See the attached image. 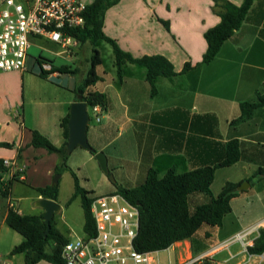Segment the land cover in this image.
I'll use <instances>...</instances> for the list:
<instances>
[{
	"label": "crops",
	"instance_id": "crops-1",
	"mask_svg": "<svg viewBox=\"0 0 264 264\" xmlns=\"http://www.w3.org/2000/svg\"><path fill=\"white\" fill-rule=\"evenodd\" d=\"M227 1L236 6L242 3V0ZM161 21L168 23L169 30ZM219 21L213 0H120L105 11L104 35L135 59L159 54L173 65L177 75L157 79L155 94L151 95L145 70L133 64H126L122 81H116L112 55V69L105 68L101 58V65L96 67L100 80L86 90L103 93L108 98L106 108L102 110L98 106L99 113H96L102 114L105 122L99 119L101 124L93 131L87 127V138L96 152L106 155L108 173L117 178L113 185L135 188L143 183L150 168L161 177L170 169L183 174L200 167L215 166L223 159L227 142L237 140L241 143L242 160L230 167L216 168L210 186L212 195L217 197L225 184L239 185L237 196L229 201L230 212L223 216L219 228L202 232L198 237L201 244L187 239L164 250L175 249L177 264L198 256L207 259L208 264H230L241 255L236 264L261 262L254 260L260 255L249 257L246 252L253 245L257 231L240 245V249L230 250L227 241L246 230L264 226V214L248 215L243 220L232 217L242 194L253 192L255 188L253 183L246 189H239L240 185L252 177V182H258L257 170L264 168V107L256 109L250 119L234 122L240 117L241 103L255 102L258 94L264 95V0H253L241 27L222 44L210 63H201L207 47L203 33ZM87 43L80 45L74 56H65L62 60L78 58ZM92 49L91 46L90 52ZM29 51L25 71L0 73V160L11 163L1 180L15 177L8 195L0 196V243L8 238L11 240L8 249L14 264L16 258L11 251L24 238L18 233L21 238L11 236L9 231L13 230L5 223L7 210L12 207L22 216H43L44 211L37 203L45 198L37 194L36 189L54 184L52 175L60 161L58 154L33 147L32 132L37 131L56 148L64 145L66 139L60 123L69 117V106L77 99L75 94L87 75L91 55L89 52L86 58L88 69L76 79L74 75L79 73L78 68L59 69L40 54L32 57ZM52 55L63 56L57 55V51ZM75 62L82 64L78 59ZM185 63L192 68L183 74L181 70ZM44 65H50L51 70L44 71L45 76L40 77ZM24 82L28 91V86L33 91L34 84H46L49 93L54 86L62 91V96L40 100L25 97ZM46 105H58L61 110L54 109L46 115L41 113ZM116 143L119 148L115 147ZM92 156L90 154L85 161L92 162ZM91 166L96 168L99 164L91 163ZM234 168L240 169L237 177L232 171ZM217 177L222 178L218 184ZM94 188L83 189L98 196ZM106 190L111 194L115 187ZM76 198L80 203L79 197ZM208 201L202 193L192 194L187 199L190 211ZM55 202L59 210L52 218L53 224L69 240L73 229L58 219L61 207L58 199ZM49 249L47 246L46 250ZM16 255H23L25 264V254ZM216 256L220 258L215 259ZM6 262L0 255V264ZM37 264L51 263L40 260Z\"/></svg>",
	"mask_w": 264,
	"mask_h": 264
},
{
	"label": "trees",
	"instance_id": "trees-1",
	"mask_svg": "<svg viewBox=\"0 0 264 264\" xmlns=\"http://www.w3.org/2000/svg\"><path fill=\"white\" fill-rule=\"evenodd\" d=\"M120 0H93L85 8V25L78 29L73 35L80 41L81 45L88 42L93 49L88 60L89 69L79 88L83 97L82 101L91 108L100 106L104 110L108 104V98L105 94L99 92H86L87 88L96 84L100 78L96 73V67L101 65L102 59L100 52L95 48L99 41L106 42L112 48L114 66L116 68V81L120 83L125 75L124 67L126 64H133L145 70V80L151 87V95L155 94V81L160 78H172L176 76L173 65L164 57L158 55L143 56L135 59L130 53L125 52L109 37L104 35L103 20L105 11L116 5ZM217 8V15L220 18L219 23L203 33L206 41V51L201 58V63H210L217 56L222 44L229 39L241 27V24L250 10L253 0H242L240 6L234 5L227 0H213ZM167 30L169 25L161 21ZM189 63H185L181 73L185 74L191 69ZM66 70V68H63ZM45 76L42 70L39 74ZM264 107V95H257L255 102H243L240 104V117L234 122L250 119L254 111ZM68 117L60 123L66 142L60 148H56L49 140L41 136L37 131L32 132V145L36 148H42L49 153L59 155V164L54 170L61 173L68 170L74 183V193L69 201L79 197L83 211V233L94 234V223L90 212V205L94 199L93 192L86 191L80 186L79 180L73 170L65 165V152L67 144ZM225 153L222 160L215 166L200 167L183 174L170 169L161 177L154 168H150L145 175L142 184L135 188L123 187L114 184L115 191L124 196L131 204L138 208L139 221L138 233L134 241V250L137 252H158L167 249L175 242H181L192 239L199 228L209 227L210 229L220 227L223 216L230 212L229 201L237 196L236 188L238 184H225L220 194L214 197L210 186L215 176V170L218 167H230L236 162L242 160L243 152L241 143L237 140L227 142ZM6 167L0 160V196L8 195L10 186L15 177L1 180ZM264 172V168H259L257 174ZM40 196L53 201L57 200L59 194L58 183L36 189ZM196 193H202L209 198L207 204L197 205L193 211L189 210L187 203L188 196ZM42 216L19 215L14 208H8L5 216L6 225L14 232L20 234L24 240L15 246L11 255L20 253L25 254V264H37L40 260H45L51 264H64L61 259L62 246L68 242L62 236L50 221V229L47 236L43 233L46 229L41 221ZM209 236V234H206ZM47 246L50 249L47 251ZM248 255L259 256L264 253V227L257 230V237L253 245L246 249ZM38 255L37 259H33Z\"/></svg>",
	"mask_w": 264,
	"mask_h": 264
},
{
	"label": "built area",
	"instance_id": "built-area-1",
	"mask_svg": "<svg viewBox=\"0 0 264 264\" xmlns=\"http://www.w3.org/2000/svg\"><path fill=\"white\" fill-rule=\"evenodd\" d=\"M86 5L82 0H0V73L25 71L28 51L38 39L58 47L57 55L74 56L81 43L72 32L84 27ZM42 70L49 72L51 67L44 65ZM91 110L99 113L98 106ZM2 162L6 168L11 164L8 160ZM90 212L95 232L83 238L75 236L62 246L64 264H160V251L134 250L139 211L124 196H95ZM256 231L246 230L235 240L244 245L243 238ZM203 258L198 256L183 264H196ZM259 258L264 261V253Z\"/></svg>",
	"mask_w": 264,
	"mask_h": 264
},
{
	"label": "rangeland",
	"instance_id": "rangeland-1",
	"mask_svg": "<svg viewBox=\"0 0 264 264\" xmlns=\"http://www.w3.org/2000/svg\"><path fill=\"white\" fill-rule=\"evenodd\" d=\"M84 3H91V0H82ZM90 44H86L84 46L83 52L78 56V58H72L70 60H62V57H65L64 55L61 57H55L52 55V53H55L56 51H59V48L54 46L53 44L45 41H41L40 39L34 40L32 49L29 51L30 55L32 57H38L40 56L47 61L52 62L54 67H59L61 68H68L75 70V68H78V74L74 75L76 79H78L79 76L83 75L85 71L88 69L86 63V58L87 55L89 56L90 52ZM42 48V49H40ZM95 48L100 52L101 58L103 59L104 67L105 68H111L112 69V49L109 44L99 41ZM90 52V53H89ZM78 59L81 61V65H79V62H75V60ZM66 66V67H65ZM80 67V68H79ZM87 68V69H86ZM43 77V76H40ZM41 81V80H40ZM55 82V81H53ZM44 83V82H42ZM27 84L24 82V88H25V97H34V100H40V99H45L48 96H53L54 95L61 97L62 96V91L59 89H56L54 86H51L53 89L51 93H49V90H47L48 85H39V83H36L33 85V91L31 90V87H29V91L27 89ZM60 93V94H59ZM78 95V93H77ZM75 94V96H77ZM30 99V98H29ZM59 111L61 110L60 106L55 105V106H43L41 113H45L46 115L49 114L50 112H53V110ZM88 115L90 122L88 124L89 130L93 131L96 128L99 127L101 124L100 122L97 121V117H99L100 121L102 123L105 122L103 119V115H97L95 112H92L91 109L88 110ZM116 148H119V144H115ZM109 151V150H108ZM90 154L86 152L84 149H81L80 147H76L67 157L65 161V165L69 167V169H73V172L76 174L80 186L83 188L89 189L95 186L94 193L97 195H103V194H108L107 188H113L112 181L109 180L107 175L102 173V170L100 166H97L96 168L91 166V163H97L96 159L93 158L92 162H87L85 161L86 157H89ZM93 157V156H92ZM59 164V163H58ZM57 164V165H58ZM233 173H236V177L239 176V168H234L232 170ZM111 175L113 178L116 180V175L114 176L112 173ZM54 177H57L58 180V188H59V194L57 195L58 202L61 207V212L59 214V220L64 223L65 221L67 223L66 227H70L73 229V233L71 232V239H74L75 236L84 237L83 233V211L82 208L80 207V203L78 198L73 199L72 201H69L71 195H73L74 187H73V179L68 172V170H63L61 173L54 172L52 175V182ZM255 177H259L257 180L258 182H252L254 180V177L249 178L248 181H245L244 183L248 182L253 183L255 188L252 190L253 192H246L243 193L244 195L241 200L238 201V207H235L232 213V217L237 220H243L244 218L248 217V215L252 214H264V173L261 174H256ZM222 179V178H220ZM218 177L216 179V184L220 183V180ZM98 186V188H96ZM14 204H16L14 202ZM192 208V205H191ZM251 212V214L248 213ZM245 212V213H244ZM73 221V223L71 222ZM69 223V224H68ZM264 227V226H262ZM209 227H202L201 229L196 231L194 237L192 238L193 241L195 242L194 244H201L200 240L198 237L201 236L203 231H206ZM219 228V227H217ZM11 236H17V233H14L13 231H9ZM75 233V235H73ZM253 237V236H252ZM21 238V237H19ZM250 237L245 236L243 238L244 242L246 243V240H249ZM204 241V240H203ZM197 242V243H196ZM229 243V248L230 250H235V249H240L241 248V243L239 240H235V237H232L227 241ZM11 245V240L6 239L3 242L0 243V255L3 257V259H6V261L10 264L13 263L11 261V256H10V250L8 249ZM7 252V253H5ZM176 251L175 249H169L168 251H160L158 252L157 256L160 261V264H177L176 262ZM242 256V255H241ZM241 256H238L237 258L235 257L232 261H230V264H236L238 260L241 258ZM246 257V254H244ZM16 258L15 264H24L23 262V255H14ZM220 256H216L215 259H219ZM255 262L259 260L261 261L260 258H254ZM199 263V262H198ZM14 264V263H13ZM197 264V263H196ZM199 264H208L207 259H202ZM247 264H252V263H247ZM260 264H264V261H261Z\"/></svg>",
	"mask_w": 264,
	"mask_h": 264
},
{
	"label": "water",
	"instance_id": "water-1",
	"mask_svg": "<svg viewBox=\"0 0 264 264\" xmlns=\"http://www.w3.org/2000/svg\"><path fill=\"white\" fill-rule=\"evenodd\" d=\"M82 93L78 91L77 99L75 102L71 103L69 106V117L67 127V144L65 147V152L67 155L71 153L76 147H80L85 151L89 152L94 156L97 163L99 164L101 170L105 175L114 183V178L109 174L107 157L103 152H96L93 147L89 144L87 138V127L90 122L88 115V105L85 101H82ZM57 177H54L53 183H57ZM248 182L242 183L239 189H246L248 187ZM38 207L43 209L44 214L41 218V221L45 224L46 229L43 233L44 236H47L50 229V221L54 217L55 213L59 210L58 203L50 199H41L37 203ZM38 255H34L33 259H37Z\"/></svg>",
	"mask_w": 264,
	"mask_h": 264
}]
</instances>
